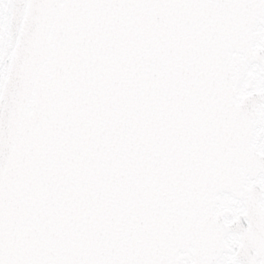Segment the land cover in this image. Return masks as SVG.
<instances>
[{"label": "snow or ice", "instance_id": "snow-or-ice-1", "mask_svg": "<svg viewBox=\"0 0 264 264\" xmlns=\"http://www.w3.org/2000/svg\"><path fill=\"white\" fill-rule=\"evenodd\" d=\"M0 264H264V0H0Z\"/></svg>", "mask_w": 264, "mask_h": 264}]
</instances>
